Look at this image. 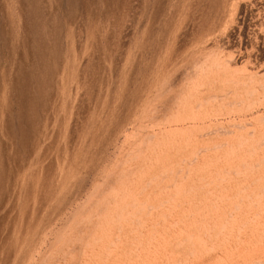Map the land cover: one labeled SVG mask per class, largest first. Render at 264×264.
<instances>
[{
	"label": "rangeland",
	"instance_id": "374dc122",
	"mask_svg": "<svg viewBox=\"0 0 264 264\" xmlns=\"http://www.w3.org/2000/svg\"><path fill=\"white\" fill-rule=\"evenodd\" d=\"M0 264H264V0H0Z\"/></svg>",
	"mask_w": 264,
	"mask_h": 264
}]
</instances>
